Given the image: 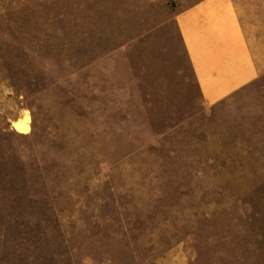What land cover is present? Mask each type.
<instances>
[{
	"label": "rangeland",
	"instance_id": "374dc122",
	"mask_svg": "<svg viewBox=\"0 0 264 264\" xmlns=\"http://www.w3.org/2000/svg\"><path fill=\"white\" fill-rule=\"evenodd\" d=\"M197 1L0 0V264H264V72L204 102Z\"/></svg>",
	"mask_w": 264,
	"mask_h": 264
},
{
	"label": "crops",
	"instance_id": "0c3cea01",
	"mask_svg": "<svg viewBox=\"0 0 264 264\" xmlns=\"http://www.w3.org/2000/svg\"><path fill=\"white\" fill-rule=\"evenodd\" d=\"M176 21L208 106L264 72V0H199Z\"/></svg>",
	"mask_w": 264,
	"mask_h": 264
},
{
	"label": "bare ground",
	"instance_id": "6f19581e",
	"mask_svg": "<svg viewBox=\"0 0 264 264\" xmlns=\"http://www.w3.org/2000/svg\"><path fill=\"white\" fill-rule=\"evenodd\" d=\"M14 126L20 132H28L30 130L29 118L27 120H25V121L17 120L14 123Z\"/></svg>",
	"mask_w": 264,
	"mask_h": 264
}]
</instances>
